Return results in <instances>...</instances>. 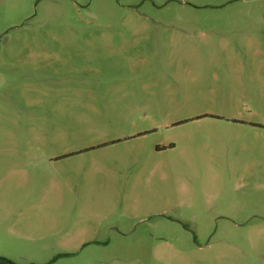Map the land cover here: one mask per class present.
<instances>
[{"label": "rangeland", "instance_id": "374dc122", "mask_svg": "<svg viewBox=\"0 0 264 264\" xmlns=\"http://www.w3.org/2000/svg\"><path fill=\"white\" fill-rule=\"evenodd\" d=\"M0 264H264V0H0Z\"/></svg>", "mask_w": 264, "mask_h": 264}]
</instances>
